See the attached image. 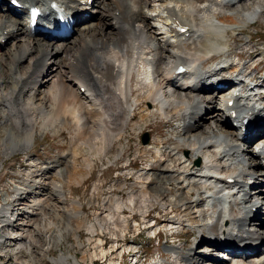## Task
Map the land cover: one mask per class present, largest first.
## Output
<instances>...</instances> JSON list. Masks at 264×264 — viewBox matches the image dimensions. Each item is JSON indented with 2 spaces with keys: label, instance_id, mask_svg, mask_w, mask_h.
<instances>
[{
  "label": "bare ground",
  "instance_id": "1",
  "mask_svg": "<svg viewBox=\"0 0 264 264\" xmlns=\"http://www.w3.org/2000/svg\"><path fill=\"white\" fill-rule=\"evenodd\" d=\"M85 1L0 0L1 165L15 155H27L25 187L11 195L14 211L24 216L16 228L28 233L21 240L28 238L31 251L39 254L45 243L41 237L52 233L45 223L48 215L67 221L80 217L65 206L64 178L68 168L76 169L77 154L68 152L48 162L35 158L30 151L37 135L75 125L82 137L100 134L103 148H99L107 154L129 125L139 127L161 116L178 122L177 142L167 143L165 138L144 142L141 156L149 159L148 164L129 169L134 171L128 173L130 188L119 178L122 183L113 197L102 200V221L108 229L96 221L88 226L92 235L100 242L104 229L113 231L118 250L119 235L126 238L129 219L139 215L152 237L159 236L157 219L149 223L147 218L153 205L162 203L173 215L164 225L172 233L194 231L196 242L184 249L181 233L173 234L179 240L166 245L154 264H264V189L258 186L264 184V97L260 96L264 77L254 79L256 60L244 61L232 52L240 44L252 48L249 37L244 36L245 43L239 41L241 36L232 44L227 38L230 32H241L242 23L264 18V0H93L91 6ZM70 5L88 9L76 17L69 32L62 33L60 22L44 26L50 25L45 21L50 7L66 15ZM29 7L33 23L27 16ZM222 11L232 13V20L218 19ZM95 16L97 23L92 21ZM180 25L187 30L180 32ZM73 32L76 37L60 42ZM214 56H221L220 61L206 68L204 63ZM35 61H40L36 70L31 66ZM180 65L186 68L181 74ZM51 68L54 75L49 77ZM221 83L230 87H217ZM208 107L213 112L205 117ZM139 108L137 120L130 111ZM123 155L124 149L116 152V158ZM89 163L87 171L92 169ZM204 169L211 176H205ZM126 188L129 195L123 198L120 194ZM0 223L12 225L5 219ZM139 226L137 221L134 228ZM71 230L67 223L66 233ZM25 253L21 251L18 259ZM169 254L174 259H167ZM17 261L12 264H22ZM66 261L62 256L55 263Z\"/></svg>",
  "mask_w": 264,
  "mask_h": 264
},
{
  "label": "rangeland",
  "instance_id": "2",
  "mask_svg": "<svg viewBox=\"0 0 264 264\" xmlns=\"http://www.w3.org/2000/svg\"><path fill=\"white\" fill-rule=\"evenodd\" d=\"M96 6H98V2ZM96 14L100 15V12ZM225 14L226 13L223 11L219 12L217 16L218 19L226 17L227 19L232 20V13H228V15ZM94 18L95 19L92 21L97 23L98 18H96V16ZM246 22V24L242 23L241 32H230L228 33L227 38H229V43L232 44L241 36L242 38L239 41L245 43L247 41V38L245 37H249L248 39L251 42L252 48L246 50L242 46L243 44H240V49H238V51L232 50V52L237 54L244 61L256 60V74L262 70L260 74L258 73L262 77L264 76V18H259L256 21ZM76 35V32L70 33L69 35H66V39H61L60 42L65 40L69 41L76 37ZM13 42L14 38L10 39L9 42L4 46L5 49L3 52L8 50ZM111 48L113 49L114 46H111L110 49ZM230 48H233V46L231 45ZM220 59L221 56L212 57L210 61H206L204 63L205 67H209L214 62H216V60L220 61ZM211 61H213L212 64ZM37 62L38 63L35 61L33 62L34 64L31 65L34 70H36L40 64V61ZM28 63L29 62H27L26 65H28ZM33 69H31V72H34ZM52 75H54V70L51 68L49 71V77H52ZM260 80H263V78ZM72 84L74 87L76 86L75 83ZM136 89L137 88L135 87L134 83L133 98L135 99H137L139 96L138 92L136 93ZM139 105L141 108L143 103H140ZM140 108L136 109L135 111L134 109L130 111L132 114H136L137 120L140 118ZM156 110L157 108L154 109L155 113H157ZM120 112L122 113V111H118V114ZM212 112L213 110L211 111V109L208 107V110L204 114L205 117L210 115ZM177 123L178 122L175 120L169 122V119H163L161 116H157L156 118L152 117L145 120V123H142L139 127H133L132 125H129L124 137L121 140L114 142L113 150L107 154L101 153L103 142L100 134L93 135L90 133L85 134L89 136L88 138L85 136L82 137L81 135H83V132H79L81 134L79 135L75 129V125L71 126L67 130H48L42 135H37V141L30 151V154L35 158L44 159L48 162L59 159L63 154L68 152H72L74 155L77 154L74 162L76 164L73 165V167H76V169L72 168V170L68 168L67 171L69 173L66 172L67 175L65 174L64 178L65 194L67 198V203L65 206L67 205L69 209L80 214V217L74 219L72 218L69 221L55 214L48 215L45 219V223L47 226L52 228L53 234L51 233L52 236L50 234H46V237H41V240L45 239V243L41 246V251L37 250V253L39 254L31 251V247H29L30 240L28 238H25L23 241L21 240L22 237L25 236L24 234L28 233L24 230L19 231L18 227L16 228V226H19L23 223L24 216L18 215L17 212H21L20 210H17V212L14 211L15 201L11 197V195L14 193V190L16 191V189L25 187V180L23 179L25 177V171L23 169L26 164L27 155L23 153L15 155L8 159L4 165H1L3 160L1 156L3 148L0 146V210L1 208H5V212H3V214L0 213V222L2 219L12 222V225L10 226H4V223H0V264L15 263L18 259V254H20V252L23 250L24 252H27L25 253L27 256L24 254L22 257L23 259L21 258L17 261L22 264H57L55 261L62 256L67 258L66 264H132L136 259H139L138 264H154V261L165 253L166 245L174 244L179 240L174 239L173 234L175 233L178 235L181 233L180 245H182L184 249H188L192 245L191 243L196 242L195 238L191 237L195 236L196 233L194 231L183 233L182 231H175L172 233L170 228L164 225V222L166 219H170V217L173 215L168 213L169 211L167 209L165 210L162 203H155V206L153 205L151 208V213L147 218V222L149 223H153V220L157 219V229L159 228V236L161 237L160 241L152 237L154 233L150 232V229H147L146 225L141 221L140 216L136 215L133 219H129V229L126 231L127 237L124 238L122 235H119L120 238L118 247L120 248L115 250L114 232H105V229H108V226L102 221L104 217V206H102V200L113 197L115 189H118L117 184L122 183L120 182L119 178H121L123 181L125 180L127 182L126 186L130 188L129 185L131 184H129L128 181V173L132 172L133 170L129 169L132 166L137 165H140L139 167L142 165L143 167H146L148 164L149 159L147 157L141 156V151L144 150V139L146 136L149 138V142H154L156 139L162 138H165L167 143L177 142V137L181 131V129L176 128V125L178 126ZM4 124L5 122H2V125ZM127 124L128 121H126V125ZM95 137H97L99 142L95 139ZM92 138L95 139L94 141L97 143H93ZM82 139H87L88 143L87 140L85 142ZM257 139L258 138L253 140L251 147H254V141ZM74 145L77 146L75 147ZM99 146L102 148H99ZM121 149H124V155L120 158H116V152ZM89 158L90 160H88ZM88 163L90 164V168H92L89 171H87ZM126 165H128V167H126ZM85 174L86 177L84 180L82 177H84ZM166 186H168L167 183ZM258 186L260 190L264 189L263 183L258 184ZM121 195L123 198L127 197L129 195V189H124L120 196ZM42 198H44V196H42ZM262 206L264 205H261V207ZM2 215L5 217H2ZM260 217L262 218V216ZM96 221L105 228L101 238L102 241L100 242L98 241L99 237L92 235L93 233H91L88 227L91 224H94ZM137 221L140 223V226L138 229H135L134 227ZM5 223L8 224L7 222ZM67 223L71 224L72 230L66 233ZM98 228L101 229L100 227ZM170 235L172 238H170ZM59 236L61 238H59ZM16 238L19 241H17ZM47 242H49V244H47ZM102 243H104L105 247H103V249L107 253L109 252L108 254L106 253V255L103 254V249L101 248ZM203 245L204 244L201 243L199 247H202ZM129 246H131V248H129ZM263 247L264 246H262V248ZM128 251H130V253H128ZM41 252L45 255H41ZM96 253H98V255L95 257L94 255ZM166 258H169L170 260L174 259L173 255L170 254L167 255Z\"/></svg>",
  "mask_w": 264,
  "mask_h": 264
},
{
  "label": "water",
  "instance_id": "3",
  "mask_svg": "<svg viewBox=\"0 0 264 264\" xmlns=\"http://www.w3.org/2000/svg\"><path fill=\"white\" fill-rule=\"evenodd\" d=\"M149 141L148 137L146 136V138L144 139V142L147 143Z\"/></svg>",
  "mask_w": 264,
  "mask_h": 264
}]
</instances>
